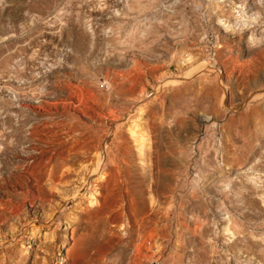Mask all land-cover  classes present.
<instances>
[{
    "label": "rangeland",
    "instance_id": "1",
    "mask_svg": "<svg viewBox=\"0 0 264 264\" xmlns=\"http://www.w3.org/2000/svg\"><path fill=\"white\" fill-rule=\"evenodd\" d=\"M0 264H264V0H0Z\"/></svg>",
    "mask_w": 264,
    "mask_h": 264
}]
</instances>
